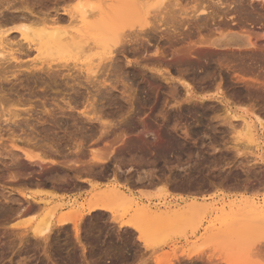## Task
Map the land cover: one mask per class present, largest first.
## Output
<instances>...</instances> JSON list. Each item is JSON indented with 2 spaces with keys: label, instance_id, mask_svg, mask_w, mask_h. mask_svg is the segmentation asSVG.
Wrapping results in <instances>:
<instances>
[{
  "label": "rangeland",
  "instance_id": "obj_1",
  "mask_svg": "<svg viewBox=\"0 0 264 264\" xmlns=\"http://www.w3.org/2000/svg\"><path fill=\"white\" fill-rule=\"evenodd\" d=\"M63 1L0 0V29H13L9 38L18 57L13 61L5 60L8 54L1 53L0 45V60H3L0 61V264H227L225 257L230 254L239 264H264V229L254 228L248 212L241 214L232 210L227 214L222 210L230 202L227 196L248 195L246 197L264 199V125L258 120L260 117L264 123V0H212L215 4L211 0H68L67 4ZM92 3L101 4L112 25L117 30H127L126 34L128 31L129 34L133 33L131 31L142 32V29L147 31L150 27L149 32H144L150 36L141 34L142 37H138L141 40L133 39L125 46L116 40L109 41L107 47L110 50L103 48L99 53L93 50L90 55L93 54L91 58L97 65L96 73H87L79 66L86 59L76 51H66L67 54L61 56L37 54L34 42H29L32 35L24 38L16 25L20 21L26 24L34 21L30 29L36 31L41 27L39 19L56 15L66 18L62 26L68 25L69 16L63 12V5L79 10ZM218 4L224 7H218ZM168 15H174L172 20L171 17L163 19ZM93 41L94 38L88 40L89 43ZM16 42L19 44L15 46ZM188 42L196 46L195 50L186 54L187 58L179 57L180 60L174 50H183ZM157 48L165 54L160 56ZM111 50L114 53H110ZM129 92L133 93L132 98H128ZM68 102L75 109L59 108L61 105L67 107ZM44 104L56 112V116L42 112ZM226 104L234 114H227ZM29 107H33L30 114L25 110ZM15 109L22 112L21 118L24 117L19 127L4 121L11 113L9 110ZM233 115L237 117L233 118ZM227 116L231 117L232 124L225 123ZM245 117L256 121L255 133L244 130L241 121ZM108 121L111 127L107 126ZM126 126H129L128 130ZM123 133H127L125 142L118 141ZM79 143L82 145L79 153L84 152L75 154ZM142 143L143 146L150 144H146L145 150L151 146L153 151L150 149L147 154H142L145 151V146L142 152L139 147ZM23 149L50 162H41L43 169L28 161ZM133 154L135 161L130 160ZM94 156L109 159L105 158L107 162L105 160L103 165L91 166L93 169L90 168L89 173L72 171L68 166L54 165L51 161L53 157L66 162L81 158L89 160ZM119 163L121 170L134 168H128L131 173H115ZM32 171H35L34 176ZM248 177H252L251 181L256 177L262 185L243 192L238 188L239 183L246 182ZM38 188L41 190L36 191ZM113 188L128 192L141 203L152 205L154 210L171 208L173 214L158 218L134 216L129 204L119 205L101 198L105 191ZM178 192H186L189 196ZM24 193L31 197L27 199ZM100 199L113 204L115 213L98 210L85 215L77 227L53 224L46 236H35L40 223L48 222L47 214L53 205L59 204L58 214L68 212L76 216ZM192 199L211 208L185 211ZM38 201L41 205L43 201L47 204L40 209L42 206ZM25 206L28 208L24 210ZM177 209L185 214L174 215ZM119 220L138 222L143 227L142 235L133 228L121 226ZM230 247L238 248V252L229 251Z\"/></svg>",
  "mask_w": 264,
  "mask_h": 264
},
{
  "label": "bare ground",
  "instance_id": "obj_2",
  "mask_svg": "<svg viewBox=\"0 0 264 264\" xmlns=\"http://www.w3.org/2000/svg\"><path fill=\"white\" fill-rule=\"evenodd\" d=\"M66 1V2H65ZM212 1V0H211ZM222 1V0H221ZM63 2H65L66 4H67V2H68V0H64ZM213 2V1H212ZM211 2V5L214 3L215 4V2H213L212 3ZM217 2V1H216ZM69 3V2H68ZM79 3H82V2H79ZM217 3H219V2H217ZM223 3H224V1H223ZM63 5V12H65V14L67 13V15L69 16V20H68V22L69 23H67L68 25H64V26H62V22H63V20L65 21L66 20V18H64V16L62 17V16H60V15H56V16H52V17H46V16H44L45 18H42L41 20L39 19L38 21H40V29L39 30H36V31H31V29H30V25H31V23H33V22H31V23H29V24H26L25 22L23 23V22H21L20 20H18V19H16V20H18V21H20V24H16L17 25V28L19 29V31H20V33H21V35L24 37V38H28L29 37V34H31L32 36H30V37H33L32 38V40H30L29 42H34L33 43V46H34V48H35V50L38 52L37 54H39V55H44V54H58V55H62L63 53H64V55H66L65 54V52L66 51H76V52H78V54L80 53V55L82 56V57H84L83 59H86L83 63H81V65H79L82 69H84L85 70V72H87V73H96L97 72V70L95 69L96 68V66L97 65H95V60L93 59V58H91L92 56H93V54L92 55H90V53L91 52H93V50H98V51H96V52H98L99 53V51H101V49H102V51H103V48L104 49H106V48H108L107 50H110V47H107L109 44V41H115L116 40V43H120V42H122V44H124L123 46H125V43H128L129 41H131V40H133V39H136V38H138V37H142V35H145L146 33H144V32H149L150 30H149V28H148V30L146 31V29H145V31L142 29L141 31L142 32H137V31H131V33L133 34H129L128 32H127V34H126V31L127 30H125V31H122L121 29H119V30H117L116 29V27L115 26H113L112 25V23L110 22V18H109V14H108V12L106 11V9L101 5V4H94V3H92V4H89L87 7L85 6V5H83L82 6V4L80 5V6H82L79 10H77L76 8H73V7H71L70 5ZM213 4V5H214ZM208 5H210V4H208ZM207 5V6H208ZM219 5V4H218ZM227 5V4H226ZM77 6V5H76ZM85 6V7H84ZM215 6V5H214ZM221 5H219L218 7H220ZM223 6V5H222ZM221 6V7H222ZM210 7V6H209ZM224 7V6H223ZM231 7V6H230ZM61 8V9H62ZM204 8H207V7H204ZM212 8H214V7H212ZM199 9V8H198ZM197 9V10H198ZM215 9V8H214ZM220 9V8H219ZM223 9V8H222ZM228 9V8H227ZM56 10V9H55ZM54 10V12H58V9L55 11ZM60 10V9H59ZM216 10V9H215ZM224 10V9H223ZM205 11V9H202V12H204ZM207 11V10H206ZM50 12V11H49ZM60 12V11H59ZM224 12H226L225 10H224ZM207 13V12H206ZM209 13H210V11H209ZM208 13V14H209ZM215 13V12H214ZM230 13H231V10H230ZM229 13V14H230ZM236 13V12H235ZM234 13V14H235ZM239 13H240V11H239ZM239 13H238V15H239ZM48 14V13H47ZM54 14V13H53ZM166 14V13H165ZM167 14H169L168 12H167ZM166 14V15H167ZM202 14H205V13H202ZM201 14V15H202ZM217 14V13H216ZM227 14V13H226ZM45 15V14H44ZM61 15H64V14H61ZM175 15V14H174ZM173 15V16H174ZM177 15V14H176ZM175 15V16H176ZM212 15V14H211ZM220 15H224V14H221L220 13ZM237 15V14H236ZM24 16V15H23ZM158 16V15H157ZM165 16V15H164ZM169 16V15H168ZM173 16H169V17H165V18H163V19H166V18H170L171 17V19L170 20H172V17ZM178 16V15H177ZM176 16V17H177ZM210 16V15H209ZM209 16H207V17H209ZM240 16V15H239ZM238 16V17H239ZM26 17V16H25ZM67 17V16H66ZM162 17V16H161ZM191 17H193V15L191 16ZM219 17V16H218ZM15 18V17H14ZM18 18H20L19 16H18ZM22 18V17H21ZM155 18V17H154ZM159 18V17H158ZM157 18V19H158ZM178 18V17H177ZM197 18V17H196ZM195 18V15H194V19H196ZM212 18V17H211ZM210 18V19H211ZM235 18V17H234ZM233 18V19H234ZM237 18V17H236ZM11 19H13V18H11ZM28 19V18H27ZM38 19V18H37ZM37 19H34V20H37ZM175 19V17L173 18V20ZM210 19H208L209 21H210ZM224 19V18H223ZM241 19V18H240ZM176 20V19H175ZM174 20V21H175ZM181 20V19H180ZM207 20V21H208ZM217 19H215V21H216ZM221 20V19H220ZM237 20V19H236ZM235 20V22L237 23V21ZM27 21V20H26ZM156 21V20H155ZM158 21V20H157ZM156 21V22H157ZM179 21V20H178ZM201 21V20H200ZM208 21V22H209ZM219 21V20H218ZM217 21V22H218ZM231 21V20H230ZM243 21V20H242ZM28 22V21H27ZM171 22V21H170ZM175 22H177V20L175 21ZM181 22H182V20H181ZM181 22L179 21V23L181 24ZM66 23V22H65ZM150 23V22H149ZM162 24H164L163 22H161ZM173 23V22H172ZM215 23V22H214ZM226 23V22H225ZM245 23V22H244ZM243 23V24H244ZM35 24H36V22H35ZM152 24V23H151ZM184 24V23H183ZM208 24V23H207ZM152 25H154V24H152ZM172 25V24H171ZM211 25V24H210ZM214 25V24H213ZM231 25V24H230ZM38 26H39V23H38ZM151 26V25H150ZM160 26H161V24H160ZM159 26V27H160ZM164 26V25H163ZM162 26V27H163ZM198 26V25H197ZM202 26V25H201ZM0 27H2L1 25H0ZM32 27H34L33 25H32ZM153 28L154 27H156L155 25L154 26H152ZM158 27V28H159ZM169 27H172V26H169ZM176 27V26H175ZM180 27H182V25L180 26ZM179 27V28H180ZM203 27V26H202ZM215 27V26H214ZM227 27V26H226ZM232 27V26H231ZM35 28V27H34ZM168 28V27H167ZM177 28V27H176ZM199 28L200 29H203V28H201L200 26H199ZM213 28V27H212ZM216 28V27H215ZM156 29H157V27H156ZM170 29V28H169ZM169 29H167V30H169ZM208 29V28H207ZM217 29V28H216ZM11 30H13L12 28H7V29H0V45L2 46L1 47V53L3 54V53H7L8 54V56L7 57H5V60H6V58H8V59H10V61L12 60H17L18 59V57L16 56V54H15V51L16 50H14V48H13V46L12 45H14V43H13V41L14 40H12V43L13 44H11V42H10V36H9V32L11 31ZM133 30H135V29H133ZM152 30V29H151ZM155 30V29H154ZM158 30V29H157ZM215 30V29H214ZM226 30V28L224 29V31ZM140 31V30H139ZM153 31V30H152ZM177 31V30H176ZM175 31V32H176ZM190 31V30H189ZM222 31H223V29H222ZM134 32H136V33H134ZM199 32V31H198ZM210 32V31H209ZM208 32V33H209ZM144 33V34H143ZM190 33V32H189ZM215 33V32H214ZM142 34V35H141ZM183 34V33H182ZM210 34H213V32L212 33H210ZM146 35H149V33H147ZM215 35V34H214ZM219 35V34H218ZM121 36V37H120ZM132 36V38L130 39V37ZM150 36V35H149ZM188 36H190V35H188ZM213 36V35H212ZM10 37V38H9ZM211 37V36H210ZM257 37V36H256ZM90 38H94V41L92 42V43H89L88 42V40H90ZM120 38V39H119ZM150 38V37H149ZM219 38H220V36H219ZM222 38V37H221ZM259 38V37H258ZM140 38H138V40H139ZM206 39V38H205ZM137 40V39H136ZM135 40V41H136ZM141 40V39H140ZM142 40H143V38H142ZM207 40V39H206ZM210 40V39H209ZM20 41V40H19ZM149 41V40H148ZM202 41V40H201ZM138 42V41H137ZM142 42V41H141ZM192 42V41H191ZM191 42H188L187 43V45L188 46H184V49L183 50H178V48L177 49H175L174 50V55L175 56H177V58H179V57H183V56H185L186 54L188 55L189 53H191L193 50H195V47L196 46H194L193 44L191 45H189V43H191ZM200 42V41H199ZM206 42V41H205ZM208 42V41H207ZM221 42V41H220ZM17 44H15V46L16 45H18L19 43L18 42H16ZM131 43V42H130ZM193 43H195V42H193ZM204 43V42H203ZM21 44V43H20ZM23 45V44H22ZM120 45V44H119ZM198 45V44H197ZM201 45V44H200ZM255 45V44H254ZM26 46V45H25ZM113 46V45H112ZM118 46V45H117ZM116 46V47H117ZM191 46V47H190ZM204 46V45H203ZM202 46V47H203ZM207 46V45H206ZM18 47V46H17ZM24 47V46H23ZM208 47V46H207ZM211 47V46H210ZM33 48V47H32ZM114 48V47H113ZM204 48V47H203ZM112 49V48H111ZM118 49V48H117ZM116 49V50H117ZM182 49V48H181ZM201 49V48H200ZM199 49V50H200ZM205 49V48H204ZM253 49V48H252ZM257 49V48H256ZM23 50V49H22ZM113 50V49H112ZM110 51V53H114L113 51ZM115 50V49H114ZM115 50V51H116ZM207 50V49H206ZM209 50V49H208ZM211 50V49H210ZM255 50V49H254ZM28 51V50H27ZM105 51V50H104ZM120 51H121V48H120ZM157 51H158V54L160 55V56H162V55H164L165 54V51L164 50H160L159 48H157ZM225 51V50H224ZM224 51H222V52H224ZM227 51V50H226ZM119 52V51H118ZM196 52V51H195ZM195 52H193V53H195ZM200 52L202 53V51L200 50ZM5 53V55H7ZM18 53V52H17ZM71 53V52H70ZM95 53V52H94ZM107 53V52H106ZM197 54L199 53V51L197 50V52H196ZM195 53V54H196ZM200 53V54H201ZM96 54V53H95ZM94 54V55H95ZM196 54V55H197ZM203 54V53H202ZM205 54V53H204ZM19 55V54H18ZM50 55V56H51ZM113 55V54H112ZM186 55V56H187ZM79 56V55H78ZM159 56V57H160ZM185 56V57H186ZM198 56V55H197ZM190 57V56H189ZM188 57V58H189ZM199 57V56H198ZM204 57H206V56H204ZM213 57V56H212ZM99 58V57H98ZM114 58V57H113ZM176 58V57H175ZM176 58V59H177ZM187 58V57H186ZM207 58V57H206ZM159 59V58H158ZM180 59V58H179ZM183 59H185V58H183ZM189 59H192L193 61H194V59L193 58H189ZM199 59V58H198ZM198 59L196 60V61H198ZM204 59V58H203ZM202 59V60H203ZM255 59H257V58H255ZM20 60V59H19ZM181 60V59H180ZM186 60V59H185ZM188 60V59H187ZM201 60V59H200ZM201 60V61H202ZM218 60V59H217ZM227 60H228V58H227ZM0 61H2L3 62V60H0ZM191 61V60H190ZM207 61H208V59H207ZM206 61V62H207ZM260 61V60H259ZM1 62V63H2ZM5 62V61H4ZM7 62V61H6ZM28 62V61H27ZM44 62V61H43ZM203 62H205V60L203 61ZM191 63V62H190ZM222 63V62H221ZM5 64V63H4ZM13 64V63H12ZM24 64V63H23ZM206 64H208V62L206 63ZM262 64V63H261ZM59 65V64H58ZM76 65H78V63H76ZM106 65V64H105ZM114 65V64H113ZM117 65V64H116ZM256 65V64H255ZM13 66H16V64H14ZM21 66H23V65H21ZM20 66V67H21ZM54 66V65H53ZM52 66V64H51V67H53ZM64 66V65H63ZM66 66V65H65ZM119 66V65H118ZM258 66H260L259 64H258ZM12 67V66H11ZM16 67H18V66H16ZM44 67V66H43ZM60 67V66H59ZM205 67V66H204ZM48 68H50L49 66H48ZM54 68H55V66H54ZM72 68V67H71ZM260 68V67H259ZM1 69V68H0ZM114 69V68H113ZM261 69H262V67H261ZM4 70V69H3ZM263 70V69H262ZM15 71V70H14ZM17 72V71H16ZM58 72V71H57ZM206 72V71H205ZM111 73V72H110ZM209 73V72H208ZM5 74V73H4ZM53 74H55V73H53ZM59 74V73H58ZM116 74V73H115ZM52 75V74H51ZM4 76V75H3ZM38 76V75H37ZM99 76V75H98ZM117 76V75H116ZM5 77V76H4ZM3 77V78H4ZM167 77V76H166ZM112 78V77H111ZM4 79H6V78H4ZM59 79V78H58ZM95 79V78H94ZM116 79V78H115ZM169 79V78H168ZM167 79V80H168ZM9 80V79H8ZM52 80V79H51ZM166 80V79H165ZM30 81V80H29ZM116 81V80H115ZM114 81V82H115ZM50 82V81H49ZM59 82V81H58ZM68 82V81H67ZM114 82H112V83H114ZM169 82V81H168ZM95 83V82H94ZM110 84V83H109ZM115 84V83H114ZM78 85V84H77ZM92 85V84H91ZM108 85V84H107ZM111 85V84H110ZM114 86V85H113ZM94 88V87H93ZM97 88V87H96ZM189 89V88H188ZM187 89V90H188ZM75 93V92H74ZM114 93V92H113ZM188 93V92H187ZM77 94V93H76ZM123 94V93H122ZM85 95V94H84ZM129 97L128 98H132L133 97V93L132 92H129V95H128ZM89 97V96H88ZM103 97V96H102ZM23 98V97H22ZM22 98H20L19 100H21V101H19L20 103L22 102ZM85 99V98H84ZM26 100V99H25ZM221 100V99H220ZM24 102H26V101H24ZM28 102H29V99H28ZM45 102V101H44ZM70 102V101H69ZM68 102V106L67 107H63L62 105L59 107L61 110L62 109H75L74 107H72V105H70V103ZM30 103H32V102H30ZM87 103V102H86ZM45 104H46V102H45ZM45 104H44V110H42V112H45L47 115H51V116H53L54 117V115L56 114V112H54L52 109H47L46 107H45ZM21 105V104H20ZM32 105V104H31ZM56 106V105H55ZM58 106V105H57ZM91 106H93V105H91ZM79 107V106H78ZM96 107H97V105H96ZM25 108H26V105H25ZM54 108H56V107H54ZM93 108V107H92ZM95 108V107H94ZM93 108V109H94ZM2 109H4V108H2ZM6 109V108H5ZM19 109V108H18ZM24 109V108H23ZM93 109H92V111H93ZM99 109V108H98ZM19 110H21V109H19ZM26 111H28L29 112V114H30V112L32 113V111H33V107L32 108H28V110L27 109H25ZM95 110V109H94ZM224 110V109H223ZM5 111V110H4ZM11 113H8L7 115H6V120H4L5 122L6 121H8L7 123H9L8 125H17L18 127L20 126V122H21V120L23 121V118H21L20 117V115H22V112H20V111H18L17 109H15V110H13V111H11V110H9ZM22 111V110H21ZM40 111V110H39ZM38 111V112H39ZM225 111L227 112V114H234L233 113V110H232V108H230V106H229V104H226V108H225ZM71 112V111H70ZM96 112V111H95ZM101 112V111H100ZM34 113V112H33ZM87 113V111L85 112V111H83V114H86ZM24 114H25V112H24ZM44 114V113H43ZM74 114V113H73ZM88 114V113H87ZM2 115V114H1ZM34 115V114H33ZM59 115V114H58ZM71 115V114H70ZM102 115V114H101ZM29 116V115H28ZM56 116V115H55ZM74 116V115H73ZM72 116V117H73ZM78 116V115H77ZM2 117V116H1ZM21 118L20 120L18 119V118ZM26 117V116H25ZM66 117V116H65ZM80 117V116H79ZM88 117V116H87ZM234 117H237L236 115H233V118ZM242 117V116H241ZM259 117V116H258ZM29 118V117H28ZM31 118V117H30ZM29 118V119H30ZM38 118V117H37ZM41 118V117H40ZM91 118V117H90ZM95 118V117H94ZM94 118L92 119V120H94ZM96 118H98V116L96 117ZM99 118H101V117H99ZM231 118V117H230ZM230 118H229V116H227L226 117V121H225V123L227 124H232L231 123V121H230ZM249 118H250V120H249ZM28 119V120H29ZM102 119V118H101ZM224 119V118H223ZM238 119H241L240 117H238ZM27 120V119H26ZM56 120H58V119H56ZM90 120V119H89ZM105 120V119H104ZM233 120V119H232ZM244 121H241V122H243L242 123V125H243V128H244V130L245 131H247V133H253L254 131H255V126H256V121L254 120H252V118L251 117H248V118H244L243 119ZM258 120H259V122H260V124L261 125H264V123L262 122L263 121V119L261 120V118L259 117L258 118ZM3 121V120H2ZM38 121V120H37ZM42 121V120H41ZM102 121V120H101ZM4 122V123H5ZM11 122H12V124H11ZM24 122V121H23ZM23 122H21V123H23ZM29 122V121H28ZM28 122H26V124L28 123ZM32 122V121H31ZM46 122V121H45ZM60 122V121H59ZM58 122V123H59ZM84 122V121H83ZM99 122V121H98ZM103 122V121H102ZM109 122V121H108ZM113 122V121H112ZM111 122H109V124L107 125V123L105 124L104 123V126H108V127H111V125L112 124H110ZM115 123V122H114ZM129 123V122H128ZM147 123V122H146ZM224 123V124H225ZM38 124H40V123H38ZM52 124V123H51ZM74 124H76V123H74ZM227 124V125H228ZM22 125V124H21ZM31 125V124H30ZM116 125V124H115ZM130 125H132L131 124V122H130V124H129V126ZM238 125V124H237ZM14 126V127H15ZM23 126V125H22ZM32 126H33V124H32ZM35 126V125H34ZM82 126V125H81ZM129 126H126L127 127V130H128V128H129ZM147 126V125H146ZM7 127V126H6ZM25 127H26V125H25ZM28 127H29V125H28ZM57 127V126H56ZM87 127V126H86ZM89 127V126H88ZM131 127V126H130ZM135 127V126H134ZM151 127H152V125H151ZM17 128V127H16ZM38 128V127H37ZM47 128V127H46ZM64 128V127H63ZM93 128V127H92ZM113 128V127H112ZM233 128L235 129L236 127H235V125H233ZM242 128V129H243ZM52 129V128H51ZM134 129V128H133ZM133 129H132V131H133ZM17 130V129H16ZM48 130V129H47ZM102 130H104V129H102ZM106 130H108V129H106ZM105 130V131H106ZM126 130V131H127ZM10 131H11V127H10ZM28 131V130H27ZM43 131V130H42ZM71 131H73V130H71ZM86 131V130H85ZM149 131V130H148ZM147 131V132H148ZM8 132V131H7ZM13 132H15L14 130H13ZM22 132V131H21ZM31 132V131H30ZM45 132H46V130H45ZM51 132V131H50ZM125 132V131H124ZM162 132V131H161ZM258 132V131H257ZM82 133V132H81ZM103 133V132H102ZM149 133V132H148ZM255 133V132H254ZM40 134V133H39ZM50 134V133H49ZM68 134V133H67ZM72 134V133H71ZM106 134V133H105ZM124 135L121 137V136H119V138H120V140H118L119 138H117V140L118 141H121V142H125V136H127L125 133H123ZM157 134V133H156ZM155 134V135H156ZM257 134V133H256ZM26 135V134H25ZM33 135V134H32ZM47 135V134H46ZM92 135V134H91ZM99 135V134H98ZM120 135V134H119ZM146 135H147V133H146ZM258 135V134H257ZM31 136V135H30ZM65 136V135H64ZM72 136V135H71ZM19 137V136H18ZM21 137V136H20ZM73 137V136H72ZM100 137V136H99ZM105 137V136H104ZM155 137V139H157L156 138V136H154ZM153 137V138H154ZM160 137V136H159ZM164 137V136H163ZM166 137V136H165ZM17 138V137H16ZM35 138V137H34ZM90 138V137H89ZM146 138V137H145ZM167 138V137H166ZM256 138V137H255ZM18 139H20V138H18ZM23 139V138H22ZM26 139V138H25ZM39 139V138H38ZM97 139V138H96ZM135 139V138H134ZM141 139V138H140ZM15 140V139H14ZM21 140V139H20ZM30 140V139H29ZM116 140V141H117ZM146 140V139H145ZM170 140V139H169ZM22 141V140H21ZM37 141V140H36ZM43 141V140H42ZM115 141V142H116ZM153 141V140H152ZM155 141V140H154ZM195 141V140H194ZM26 142H27V140H26ZM38 142V141H37ZM130 142V141H129ZM133 142H135V141H133ZM150 142V141H149ZM14 143V142H13ZM30 143V142H29ZM32 143V142H31ZM42 143V142H41ZM120 143V142H119ZM127 143V142H126ZM15 144V143H14ZM43 144V143H42ZM82 144V143H81ZM125 144V143H124ZM147 144V143H146ZM146 144L144 145L145 146V148H144V150L147 148L146 147ZM169 144V143H168ZM32 145V144H31ZM36 145V144H35ZM39 145V144H38ZM51 145H53V144H51ZM80 145V143L77 145V146H79ZM133 145V144H132ZM134 145H135V143H134ZM147 145H150V144H147ZM154 145H155V143H154ZM153 145V146H154ZM158 145H159V143H158ZM157 145V146H158ZM43 146V145H42ZM54 146V145H53ZM111 146V145H110ZM126 145H124V147H125ZM136 146V145H135ZM139 146V145H138ZM143 146V143L139 146V147H141V152L143 151L142 150V147H144ZM156 146V147H157ZM164 147H165V145H163ZM167 146V145H166ZM172 146V145H171ZM46 147V146H45ZM44 147V148H45ZM50 147V146H49ZM120 147H122V146H120ZM123 147V149L124 150H126V148H124ZM132 147V146H131ZM134 147V146H133ZM149 147V146H148ZM40 148H42V147H40ZM51 148V147H50ZM53 148V147H52ZM55 148V147H54ZM76 148H78L76 151H75V154H76V152H77V154H81L82 152H84V151H81V153H79L80 152V150H82L81 148H82V145H80L79 147H76ZM135 148V147H134ZM154 148V147H153ZM75 149V148H74ZM150 149L152 150V148H151V146H150ZM150 149H147V150H150ZM155 149V148H154ZM159 149V148H158ZM163 149V148H162ZM172 149V148H171ZM24 150V149H23ZM43 150V149H42ZM45 150V149H44ZM48 150L50 151L51 149H49L48 148ZM53 150V149H52ZM119 150V149H118ZM121 150V149H120ZM128 150V149H127ZM129 150L131 151V148H129ZM140 150V149H139ZM147 150H145L142 154H144V153H148V152H146ZM168 150V149H167ZM173 150V149H172ZM25 151V150H24ZM48 151V152H49ZM117 151V150H116ZM129 151V152H130ZM135 150H133L132 151V153L134 152ZM138 151V150H137ZM153 151V150H152ZM156 151V150H155ZM164 151H166V150H164ZM183 151V150H182ZM1 152V151H0ZM16 152V151H15ZM51 152V151H50ZM63 152V151H62ZM122 152V151H121ZM120 152V153H121ZM124 152V151H123ZM140 152V153H141ZM157 152V151H156ZM161 152V151H160ZM159 152V153H160ZM163 152V151H162ZM161 152V153H162ZM170 152H172V151H170ZM259 152H261V151H259ZM59 153H61V151L59 152ZM71 153V152H70ZM69 153V154H70ZM117 153V152H116ZM119 153V152H118ZM12 154V153H11ZM17 154V153H16ZM50 154H52V153H50ZM84 154V153H83ZM110 154H112V153H110ZM124 154V153H123ZM130 154V153H129ZM137 154V153H136ZM168 154V153H167ZM65 155V154H64ZM109 155V154H108ZM121 155V154H120ZM127 155V154H126ZM132 155V154H131ZM130 155V156H131ZM139 155V154H138ZM137 155V156H138ZM141 155V154H140ZM145 155V154H144ZM25 156L27 157V160L29 161H31V162H35L36 164H38V166L39 167H42L43 168V166H41V162H47L46 160V158H44V157H40V158H38L37 156H35L34 154H32L31 152H28V151H25ZM44 156V155H43ZM50 156V155H49ZM72 156H74L73 154H72ZM99 156V155H98ZM110 156V155H109ZM122 156V155H121ZM124 156H125V154H124ZM149 156V155H148ZM22 157V156H21ZM55 157V156H54ZM54 157L53 158H51V161L53 162V164L54 165H58V164H63V165H65V166H68L69 168H71L72 169V171H74V170H79V171H77V172H79L80 173V170H82L81 172H83V171H86L87 173H89L88 171H90L91 169H93L91 166H96V164H101L102 163V165H103V162L105 163V160L108 158L107 156L104 158L103 156H100V157H103V158H97V157H92L91 159H83V160H81L80 158V160L79 161H76V159L73 161H66V162H63L64 160H55L54 159ZM71 157V156H70ZM76 157V156H75ZM116 157V156H115ZM144 156H142V158H143ZM178 157V156H177ZM37 158V159H36ZM111 158H112V156H111ZM122 158V157H121ZM120 158V156L118 157V159H121ZM136 158V155L135 154H133V156H132V158L130 159L131 161H133L134 159ZM70 159V158H69ZM68 159V160H69ZM109 159V158H108ZM107 159V160H108ZM138 159V158H137ZM149 159V158H148ZM86 160V161H85ZM107 160H106V162H107ZM122 160V159H121ZM121 160H120V162H121ZM153 160V159H152ZM62 161V162H61ZM126 161V160H125ZM135 161V160H134ZM141 161H142V159H141ZM39 162V163H38ZM50 162V161H49ZM49 162H47V163H49ZM51 162V163H52ZM127 162H128V159H127ZM137 162H139V161H137ZM136 162V163H137ZM143 162V161H142ZM147 162V161H146ZM115 163V162H114ZM122 164H123V162H121ZM121 163H119V165H117V167H115L116 168V172L115 173H126L127 171L129 172V170H128V168H130V167H128V168H126L127 170L125 171V170H121ZM129 163H131V162H129ZM27 164V163H26ZM34 164V163H33ZM46 164V163H45ZM135 164V163H134ZM140 164V163H139ZM142 164V163H141ZM105 165V164H104ZM116 165V164H115ZM124 165V164H123ZM131 165V164H130ZM143 165V164H142ZM147 165V164H146ZM167 165V164H166ZM177 165V164H176ZM247 165V164H246ZM21 166V165H20ZM100 166V165H99ZM173 166V165H172ZM250 166V165H249ZM248 166V167H249ZM44 167H46V165L44 166ZM52 167V166H51ZM54 167V166H53ZM56 167V166H55ZM97 167V166H96ZM141 167V166H140ZM171 167V166H170ZM91 168V169H90ZM103 168V167H102ZM131 168H134V167H131ZM130 168V169H131ZM183 168V167H182ZM36 169H38V168H36ZM44 169V168H43ZM42 169V170H43ZM56 169H57V167H56ZM70 169V170H71ZM74 169V170H73ZM137 169V168H136ZM143 169V168H142ZM24 170V169H23ZM41 170V169H40ZM48 170V169H47ZM95 170V169H94ZM114 170V169H113ZM140 170V169H139ZM138 170V171H139ZM145 170V169H144ZM181 170V169H180ZM44 171V170H43ZM50 171V170H49ZM58 171H59V168H58ZM65 171V170H64ZM164 171V170H163ZM173 171V170H172ZM247 171V173H248V171L249 170H247V168H246V170H245V172ZM254 171V170H253ZM262 171V170H261ZM30 172V171H29ZM35 172V171H34ZM33 171L31 172V174L34 176V173ZM57 172V171H56ZM85 172V173H86ZM39 173H40V171H39ZM46 172H44V174H45ZM65 173H66V171H65ZM68 173V172H67ZM66 173V174H67ZM75 173V172H74ZM91 173V172H90ZM112 173V172H111ZM129 173H131V172H129ZM134 173V172H133ZM151 173V172H150ZM172 173V172H171ZM256 173V172H255ZM42 174V173H41ZM138 174V173H137ZM141 174V173H140ZM152 174V173H151ZM156 174V173H155ZM264 174V173H263ZM20 175V174H19ZM22 175V174H21ZM43 175V174H42ZM68 175V174H67ZM85 174H83V176H84ZM89 175V174H88ZM91 175H93V174H91ZM90 175V176H91ZM95 175H97V173L95 174ZM94 175V176H95ZM100 175V174H99ZM111 175V174H110ZM126 175V174H125ZM132 175V174H131ZM139 175V174H138ZM246 175V174H245ZM250 175H251V173H250ZM12 176H16V174L14 175V173H13V175ZM31 176V175H30ZM51 176V175H50ZM55 176H57V175H55ZM58 176H60V175H58ZM62 176V175H61ZM66 176V175H65ZM65 176H64V178H65ZM71 176V175H70ZM79 176H80V174H79ZM78 176V177H79ZM87 176V175H86ZM140 176V175H139ZM154 176V175H153ZM157 176V175H156ZM227 176V175H226ZM247 176V175H246ZM17 177V176H16ZM15 177V179H17ZM19 177V176H18ZM54 177V176H53ZM75 177V176H74ZM116 177H117V174H116ZM119 177V176H118ZM127 177V176H126ZM136 177V176H135ZM220 177H224V176H220ZM236 177V176H235ZM238 177V176H237ZM244 177V176H243ZM13 178V177H12ZM43 178V177H42ZM72 178V177H71ZM82 178V177H81ZM142 177L140 176L139 177V179H141ZM144 178H146V176H144ZM252 178V177H251ZM251 178H249L248 177V179H246L245 181L246 182H242L241 180V182L242 183H239L238 185H239V187L238 188H241L242 189V191L244 190H249V189H254V188H256L257 186H258V184H261L262 185V183L261 182H258V181H256V177H255V181H251ZM38 179V178H37ZM36 179V180H37ZM89 179V178H88ZM139 179H137V180H139ZM153 179V178H152ZM227 179V178H226ZM229 179V178H228ZM236 179V178H235ZM264 179V178H263ZM83 180V179H82ZM125 180H126V178H125ZM136 180V179H135ZM136 180V181H137ZM142 180V179H141ZM148 180H150L151 181V179L148 177ZM154 180V179H153ZM158 180H160V179H157V181ZM166 180V179H165ZM169 180V179H168ZM174 180V179H173ZM217 180V179H216ZM238 180V179H237ZM40 181V180H39ZM58 181H60V180H58ZM69 181H70V179H69ZM80 181H81V179H80ZM143 181V180H142ZM156 181V182H157ZM172 181V180H171ZM41 182H42V180H41ZM40 182V183H41ZM84 182V181H83ZM90 182V181H89ZM141 182V181H140ZM148 182V181H147ZM153 182V181H152ZM160 182V181H159ZM158 182V183H159ZM169 182V181H168ZM213 182V181H212ZM219 182H222V181H219ZM230 182V181H229ZM232 182V181H231ZM28 183V182H27ZM39 183V182H38ZM39 183V184H40ZM43 183H44V181H43ZM86 183V182H85ZM139 183V182H138ZM154 183H155V181H154ZM163 183H165V182H163ZM171 183H173V181L171 182ZM174 183H175V181H174ZM176 183H178V182H176ZM191 183V182H190ZM197 183V182H196ZM228 183V182H227ZM236 183V182H235ZM45 184H46V182H45ZM69 184V183H68ZM81 184V183H80ZM143 184V183H142ZM149 184H150V182H149ZM168 184V183H167ZM199 184V183H198ZM203 184V183H202ZM216 184V183H215ZM219 184V183H218ZM225 184V183H224ZM176 185V184H175ZM184 185H186V184H184ZM40 186H42V185H40ZM52 186H54V185H52ZM146 186V185H145ZM182 186V185H181ZM193 186V185H192ZM211 186V185H210ZM251 186H253V187H251ZM260 186V185H259ZM193 187H195V186H193ZM215 187V186H214ZM223 187V186H222ZM251 187V188H250ZM41 188V187H40ZM176 188V187H175ZM181 188V187H180ZM197 188V187H196ZM225 188V187H224ZM236 188H237V186H236ZM42 189V188H41ZM41 189H37L36 191H38V190H41ZM45 189V188H44ZM198 189V188H197ZM196 189V190H197ZM200 189V188H199ZM212 189V188H211ZM236 190V189H235ZM256 190H258V188L257 189H255V191ZM198 191V190H197ZM243 191V192H244ZM251 191V190H250ZM253 191V190H252ZM43 192V191H42ZM61 192V191H60ZM247 193V192H246ZM25 194V193H24ZM26 195V197H27V199L28 198H30L31 197V195L30 194H25ZM24 196V195H23ZM34 196V195H33ZM246 196H248V195H246ZM246 196H236V197H233V196H227L229 199H230V202L227 204V205H224L223 206V208H222V210L225 212V213H229V212H231L232 210H236L237 211V213L239 212V213H241V214H243V213H246V212H248L251 216H252V220H253V222H254V224H253V226H254V228H256V229H260V230H263L264 229V199H261V198H259L258 196L256 197H254V196H250V197H246ZM35 198V197H34ZM101 198L103 199V200H111L112 201V203H115V204H119V205H123V204H129V207L131 208V210H133V215L134 216H146V217H148V216H150L149 218H154V217H160L161 215H163V216H165V214H170L171 215V213L173 214V210L171 209V208H167V209H164V210H162V211H157V210H154L151 206L152 205H150V204H148V203H141L140 201H138V200H136V199H134L130 194H128V192H126V191H124V190H122V189H118V188H113V189H110V190H107V191H105L102 195H101ZM264 198V197H263ZM33 199V198H32ZM94 199V198H93ZM102 199H100V200H98V201H95V202H92V203H90L87 207H85V209H84V211H82V213H78L77 215H79V216H77L76 214V216H74L73 214H71V213H68V212H63V213H61V214H58L57 213V211H58V208L60 207L59 206V204H55V205H53V207L50 209L51 211L47 214V215H49V216H47V217H49V219L46 221L47 223H40L41 225H39L38 226V224H36V226H38L37 227V229H36V231H35V236H37V237H43V236H46L48 233H50L51 232V230H52V226H53V224H56L57 226H59V227H63V226H66V225H69V224H73L74 226H78V223L80 222V220L85 216V215H89V214H92L93 212H96V211H98V210H102V211H105V212H109V213H111V214H114L115 213V209H114V207H113V204H109V203H107V202H104ZM16 200V199H15ZM43 200V199H42ZM19 201V200H18ZM41 201V200H40ZM39 202V201H38ZM37 202V203H38ZM46 202V201H45ZM72 202V201H71ZM187 202V201H186ZM17 203V202H16ZM36 203V204H37ZM42 204V202H39L38 203V205H41ZM46 204H47V202H46ZM46 204L44 205V201H43V205L44 206H46ZM37 205V206H38ZM43 205H41L42 207L40 208V209H42V208H44V206ZM36 206V205H35ZM58 206V207H57ZM155 206V205H154ZM27 206H25L24 207V210H25V208H26ZM30 207H32V206H30ZM40 206H38L37 208H39ZM28 208V207H27ZM35 208V207H34ZM117 208V207H116ZM185 207H183L182 208V211H183V209H184ZM209 208H211L209 205H205V204H201V202H199V201H197V200H195V199H192L191 200V202H189L188 204H187V206H186V208L184 209L185 211H187V210H189V211H194V210H206V209H209ZM32 209V208H31ZM78 209V208H77ZM76 209V210H77ZM180 209V208H179ZM29 210H30V208H29ZM34 210V209H33ZM74 211V212H77V211ZM23 211V210H22ZM37 211V210H36ZM41 211V210H40ZM176 211V210H175ZM174 211V212H175ZM177 211H178V209H177ZM181 211V212H182ZM185 211H184V214H185ZM188 211V212H189ZM180 212V210L178 211V212H176V213H174V215L175 214H180L181 213ZM56 213H57V215H56ZM187 213V212H186ZM182 214H183V212H182ZM183 214V215H184ZM187 214H189V213H187ZM200 214V213H199ZM167 215V216H168ZM182 215V216H183ZM167 216H166V218H167ZM157 217V218H158ZM188 217V216H187ZM231 217V216H230ZM47 219V218H46ZM45 219V220H46ZM54 219H56V220H54ZM82 221V220H81ZM119 222V224L121 225V226H126V227H130V228H133L134 230H136L138 233H140L141 235H142V232H143V227H142V225L141 224H139L138 222H136V221H130V220H119L118 221ZM175 223H177V222H175ZM58 228V227H57ZM128 229V228H127ZM76 230V229H75ZM76 232V231H75ZM211 238V237H210ZM240 247V246H239ZM231 248V247H230ZM237 250H234V247H233V249L231 248V249H228L229 251L231 250H234V251H237L238 252V248H236ZM229 251H228V253H229ZM239 251L241 252L242 251V249L240 250L239 249ZM252 251V250H251ZM230 254V253H229ZM231 255V254H230ZM226 256L225 257V262L227 263V264H239L238 262L239 261H237V260H235L233 257H231V256ZM190 256V255H189ZM259 260V259H258ZM212 262H214V261H212ZM240 263H242V262H240ZM160 264H162V263H160ZM169 264V263H168ZM170 264H171V262H170ZM213 264V263H212Z\"/></svg>",
  "mask_w": 264,
  "mask_h": 264
},
{
  "label": "crops",
  "instance_id": "obj_3",
  "mask_svg": "<svg viewBox=\"0 0 264 264\" xmlns=\"http://www.w3.org/2000/svg\"><path fill=\"white\" fill-rule=\"evenodd\" d=\"M178 194H183L184 196H189L186 192L185 193L178 192Z\"/></svg>",
  "mask_w": 264,
  "mask_h": 264
}]
</instances>
